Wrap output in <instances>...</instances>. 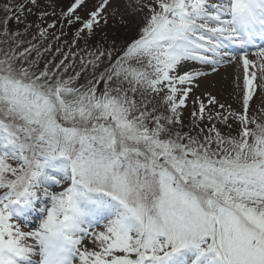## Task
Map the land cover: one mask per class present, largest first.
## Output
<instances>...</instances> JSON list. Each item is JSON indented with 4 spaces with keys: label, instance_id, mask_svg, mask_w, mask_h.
Segmentation results:
<instances>
[{
    "label": "snow or ice",
    "instance_id": "1",
    "mask_svg": "<svg viewBox=\"0 0 264 264\" xmlns=\"http://www.w3.org/2000/svg\"><path fill=\"white\" fill-rule=\"evenodd\" d=\"M89 5L0 0V264H264V0Z\"/></svg>",
    "mask_w": 264,
    "mask_h": 264
},
{
    "label": "rangeland",
    "instance_id": "2",
    "mask_svg": "<svg viewBox=\"0 0 264 264\" xmlns=\"http://www.w3.org/2000/svg\"><path fill=\"white\" fill-rule=\"evenodd\" d=\"M64 3H69L70 0H63ZM96 3V0H90V5ZM83 15L84 13L81 12ZM30 20L36 21L37 18L35 16L30 17ZM38 22V21H37ZM71 31H74L71 30ZM134 30H130L125 27V25L119 21V18L110 19L108 25L105 27L104 31L98 32L97 37L92 41L94 44L97 40H103L105 34L107 35L108 42L110 43L113 36L120 35L121 37L132 35ZM66 39H71V35H69ZM123 40L117 41V45L119 46ZM130 42V41H129ZM81 47H83V42H81ZM195 66V65H194ZM237 75V70L235 66H229L220 71L217 75H209L204 78H199V88L193 89V95L187 101V107L184 109V118L185 123L187 124L191 119V112L193 110V100L196 96L201 97V99L207 100V97L203 95V93L207 92L213 96H216L217 99L226 105H231L233 108L240 110V104L238 102L237 96L238 94L235 91V79ZM240 83L242 86V69L240 70ZM260 103V97H256V104L252 106L253 113L259 115L257 112V106Z\"/></svg>",
    "mask_w": 264,
    "mask_h": 264
}]
</instances>
